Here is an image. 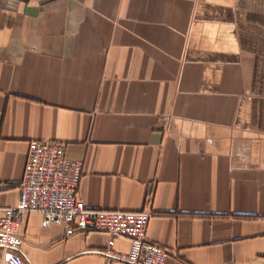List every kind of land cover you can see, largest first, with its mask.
<instances>
[{
	"label": "crops",
	"instance_id": "0c3cea01",
	"mask_svg": "<svg viewBox=\"0 0 264 264\" xmlns=\"http://www.w3.org/2000/svg\"><path fill=\"white\" fill-rule=\"evenodd\" d=\"M33 140L81 162L86 208L152 211L165 264H264V0H0V207ZM42 220L23 264H124Z\"/></svg>",
	"mask_w": 264,
	"mask_h": 264
},
{
	"label": "built area",
	"instance_id": "2783aa9c",
	"mask_svg": "<svg viewBox=\"0 0 264 264\" xmlns=\"http://www.w3.org/2000/svg\"><path fill=\"white\" fill-rule=\"evenodd\" d=\"M61 141L33 140L27 148L18 199L12 207H0V251L5 264H23V238L17 228L25 215L39 212L42 226L62 225L65 235L105 232L108 249L101 252L109 262L165 264L168 251L146 239L152 211H111L86 208L77 196L82 164L65 155ZM126 238L128 252L112 250L114 241Z\"/></svg>",
	"mask_w": 264,
	"mask_h": 264
},
{
	"label": "rangeland",
	"instance_id": "374dc122",
	"mask_svg": "<svg viewBox=\"0 0 264 264\" xmlns=\"http://www.w3.org/2000/svg\"><path fill=\"white\" fill-rule=\"evenodd\" d=\"M0 264H5L3 259H2V252H1V255H0Z\"/></svg>",
	"mask_w": 264,
	"mask_h": 264
}]
</instances>
